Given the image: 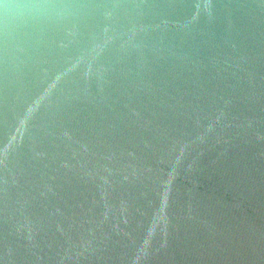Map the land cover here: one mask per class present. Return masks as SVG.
<instances>
[{"label":"water","instance_id":"95a60500","mask_svg":"<svg viewBox=\"0 0 264 264\" xmlns=\"http://www.w3.org/2000/svg\"><path fill=\"white\" fill-rule=\"evenodd\" d=\"M0 264H264V0H0Z\"/></svg>","mask_w":264,"mask_h":264}]
</instances>
